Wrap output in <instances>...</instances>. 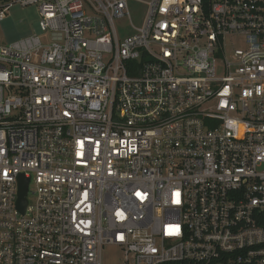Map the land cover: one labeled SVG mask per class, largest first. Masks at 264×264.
<instances>
[{"label": "built area", "instance_id": "built-area-1", "mask_svg": "<svg viewBox=\"0 0 264 264\" xmlns=\"http://www.w3.org/2000/svg\"><path fill=\"white\" fill-rule=\"evenodd\" d=\"M14 3L42 33L0 44V264H264V0Z\"/></svg>", "mask_w": 264, "mask_h": 264}, {"label": "rangeland", "instance_id": "rangeland-1", "mask_svg": "<svg viewBox=\"0 0 264 264\" xmlns=\"http://www.w3.org/2000/svg\"><path fill=\"white\" fill-rule=\"evenodd\" d=\"M130 21L134 26H140L145 14V6L138 2L128 3ZM121 35L130 34V22L125 20L116 26ZM39 15L35 4L22 6L14 3L9 7L6 15L0 20V44H9L32 34H41ZM31 190V187H30ZM31 201L30 194L27 195ZM122 254L119 249L110 244L101 251V264H121Z\"/></svg>", "mask_w": 264, "mask_h": 264}, {"label": "water", "instance_id": "water-1", "mask_svg": "<svg viewBox=\"0 0 264 264\" xmlns=\"http://www.w3.org/2000/svg\"><path fill=\"white\" fill-rule=\"evenodd\" d=\"M18 182L19 183H18L16 207L19 209V211L23 212L26 204L25 194L27 191L28 178H24L23 175H19Z\"/></svg>", "mask_w": 264, "mask_h": 264}]
</instances>
